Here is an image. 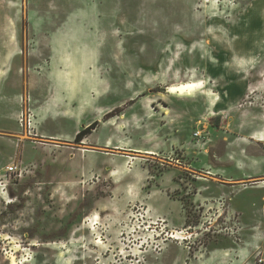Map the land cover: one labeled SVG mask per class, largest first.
Listing matches in <instances>:
<instances>
[{"label": "rangeland", "instance_id": "374dc122", "mask_svg": "<svg viewBox=\"0 0 264 264\" xmlns=\"http://www.w3.org/2000/svg\"><path fill=\"white\" fill-rule=\"evenodd\" d=\"M13 163L0 264H264V0H0Z\"/></svg>", "mask_w": 264, "mask_h": 264}, {"label": "built area", "instance_id": "2783aa9c", "mask_svg": "<svg viewBox=\"0 0 264 264\" xmlns=\"http://www.w3.org/2000/svg\"><path fill=\"white\" fill-rule=\"evenodd\" d=\"M22 104L24 107H22L21 112H20V120L21 122H23L24 120L28 121V124L31 125L32 124V120L35 117V112L33 110V108L31 106H28V104H30L31 102V95L29 94H25L24 96H22ZM26 104V105H24ZM25 167H21L19 164L17 163H13L11 165H8L5 168V173L0 175V196L3 197V199L6 200L7 196H8V185L10 183V179L9 177L11 176L12 179L14 181L19 180L20 178H23L24 174H25ZM173 235V234H171ZM260 262H263L264 259L260 258L259 259Z\"/></svg>", "mask_w": 264, "mask_h": 264}, {"label": "bare ground", "instance_id": "6f19581e", "mask_svg": "<svg viewBox=\"0 0 264 264\" xmlns=\"http://www.w3.org/2000/svg\"><path fill=\"white\" fill-rule=\"evenodd\" d=\"M196 86H200V82H198V83L188 82V83H183V84H179V85H172L170 87V91L172 93L182 94V93L188 92L189 90H193V88ZM26 136L29 137L28 133ZM150 152H152V151H150ZM262 184H264V182ZM172 237L175 239H178V240L186 239V237L182 235L181 231H177L176 233H173ZM24 261L28 262L29 260L26 258ZM12 264H16V262L13 260Z\"/></svg>", "mask_w": 264, "mask_h": 264}, {"label": "crops", "instance_id": "0c3cea01", "mask_svg": "<svg viewBox=\"0 0 264 264\" xmlns=\"http://www.w3.org/2000/svg\"><path fill=\"white\" fill-rule=\"evenodd\" d=\"M73 85H75V88H86V87H89L90 85L88 84V83H86L85 81H80V83L79 82H77V84L76 83H73ZM77 93V92H76ZM31 95V94H30ZM78 98H79V93H78V95H76ZM31 99H32V96H31ZM34 110V112L36 113V110L35 109H33ZM87 117H88V119L90 118V113H88L87 114ZM78 122H80V127H83L82 126V124L84 123V122H82V120L84 119V116L82 115V116H79L78 118ZM97 121H99V120H96L95 122H97ZM94 123V122H93ZM92 124V123H91ZM90 124V122L89 123H84V125H85V128H87L88 126H90L91 125ZM124 149H126V148H124ZM149 154H155V153H149ZM237 165H239V164H237ZM237 167H240L241 168V166H237ZM207 173H209V174H213V175H215V173H213L212 171H207ZM1 174H3V173H0V175ZM231 181H233V180H231ZM231 183V182H230ZM257 183H255V185H256ZM224 186H227V187H234L235 185H226V184H224ZM256 188H259V187H256ZM245 189H247V187L245 188ZM221 198H223V197H221ZM231 210H232V213H237V211H239V209H236L235 207H234V205L231 203ZM255 229L257 228V229H259V227L258 226H255L254 227Z\"/></svg>", "mask_w": 264, "mask_h": 264}, {"label": "trees", "instance_id": "16d2710c", "mask_svg": "<svg viewBox=\"0 0 264 264\" xmlns=\"http://www.w3.org/2000/svg\"><path fill=\"white\" fill-rule=\"evenodd\" d=\"M98 125V121L92 123L90 126H88L87 128L81 130L80 132L77 133L76 135V139L77 140H82L86 135H88L89 133H91L92 129H95Z\"/></svg>", "mask_w": 264, "mask_h": 264}]
</instances>
